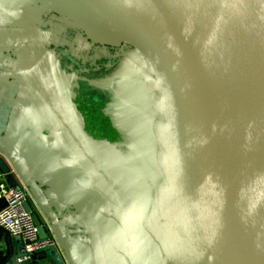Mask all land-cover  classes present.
I'll return each mask as SVG.
<instances>
[{
  "label": "water",
  "instance_id": "1",
  "mask_svg": "<svg viewBox=\"0 0 264 264\" xmlns=\"http://www.w3.org/2000/svg\"><path fill=\"white\" fill-rule=\"evenodd\" d=\"M45 14L125 46L112 70L30 43ZM22 50L0 73V171L56 246L11 238L0 264H264V0H0V51ZM79 81L104 94L98 137Z\"/></svg>",
  "mask_w": 264,
  "mask_h": 264
},
{
  "label": "flooded vegetation",
  "instance_id": "2",
  "mask_svg": "<svg viewBox=\"0 0 264 264\" xmlns=\"http://www.w3.org/2000/svg\"><path fill=\"white\" fill-rule=\"evenodd\" d=\"M30 43L49 44V48L63 55L72 63V69L81 77L98 78L112 70L125 46L110 47L91 43L80 31L65 26L52 19L49 14L42 15L39 21L31 25L27 32ZM23 52L10 53L0 51V73L8 74L18 69L28 67L32 58L20 56ZM85 81H79V90L85 98L93 100L104 97L103 93L88 89Z\"/></svg>",
  "mask_w": 264,
  "mask_h": 264
},
{
  "label": "built area",
  "instance_id": "3",
  "mask_svg": "<svg viewBox=\"0 0 264 264\" xmlns=\"http://www.w3.org/2000/svg\"><path fill=\"white\" fill-rule=\"evenodd\" d=\"M0 202L2 203L0 205V227L11 238H19L23 242V252L30 253L56 246L46 219L41 215L42 224L47 233L45 238H41L38 235L37 227L32 220L31 214L23 208L25 202L34 206L28 189L23 185H19L18 188L9 187L5 181V175L1 171Z\"/></svg>",
  "mask_w": 264,
  "mask_h": 264
},
{
  "label": "rangeland",
  "instance_id": "4",
  "mask_svg": "<svg viewBox=\"0 0 264 264\" xmlns=\"http://www.w3.org/2000/svg\"><path fill=\"white\" fill-rule=\"evenodd\" d=\"M76 71L79 72L78 69H76ZM86 90L98 92L91 88ZM75 94L74 102L76 103L77 108L85 113L90 119H87L86 121L88 124L91 123L92 128H88L87 130L95 137H98L99 132L103 130V126L108 124V120L103 117L101 113V109L103 107V98L96 100L88 97L85 98V96L81 95L82 93L79 89L76 90Z\"/></svg>",
  "mask_w": 264,
  "mask_h": 264
},
{
  "label": "crops",
  "instance_id": "5",
  "mask_svg": "<svg viewBox=\"0 0 264 264\" xmlns=\"http://www.w3.org/2000/svg\"><path fill=\"white\" fill-rule=\"evenodd\" d=\"M2 203L0 202V205ZM11 237L9 236V234L0 227V249L3 250L5 248V245L8 244V242L10 241Z\"/></svg>",
  "mask_w": 264,
  "mask_h": 264
}]
</instances>
